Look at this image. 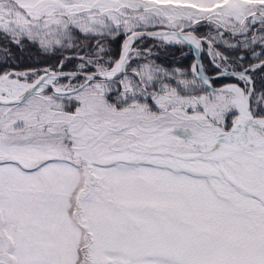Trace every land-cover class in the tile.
Masks as SVG:
<instances>
[{
	"label": "snow or ice",
	"instance_id": "obj_1",
	"mask_svg": "<svg viewBox=\"0 0 264 264\" xmlns=\"http://www.w3.org/2000/svg\"><path fill=\"white\" fill-rule=\"evenodd\" d=\"M0 264H264V0H0Z\"/></svg>",
	"mask_w": 264,
	"mask_h": 264
}]
</instances>
